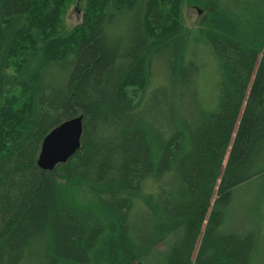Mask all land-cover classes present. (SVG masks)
<instances>
[{
	"label": "trees",
	"instance_id": "obj_1",
	"mask_svg": "<svg viewBox=\"0 0 264 264\" xmlns=\"http://www.w3.org/2000/svg\"><path fill=\"white\" fill-rule=\"evenodd\" d=\"M185 7L204 10L194 40L219 63L212 112ZM257 7L243 21L219 0H0V264H136L167 239L158 264H250L255 233L218 228L239 191L264 194ZM78 117L79 149L40 169L44 138Z\"/></svg>",
	"mask_w": 264,
	"mask_h": 264
},
{
	"label": "rangeland",
	"instance_id": "obj_2",
	"mask_svg": "<svg viewBox=\"0 0 264 264\" xmlns=\"http://www.w3.org/2000/svg\"><path fill=\"white\" fill-rule=\"evenodd\" d=\"M221 7L232 15L243 21L249 18L250 8L261 12L263 7L261 0H219ZM204 10L197 7H185L183 11V23L191 42L188 51L190 56L199 66L197 75V89L200 108L205 112H212L216 108L219 95V63L209 48L196 40V33L199 29V22L204 16ZM81 8L71 5L65 18L66 30L71 29L81 21ZM251 30L258 28L254 20L250 24ZM158 70V68H157ZM156 70V71H157ZM189 101V100H188ZM185 106L192 110L191 100ZM171 183V181L169 182ZM174 185L173 183H171ZM264 194L260 191V184H256L238 192L233 203L224 211V221L218 231L224 234H243L252 230L256 235V246L252 253L250 264H264ZM263 196V197H262ZM214 202H212L210 209ZM209 209V210H210ZM206 224V223H205ZM170 240L159 242L150 254L136 264H158L162 254L166 251L167 243ZM198 244V243H197Z\"/></svg>",
	"mask_w": 264,
	"mask_h": 264
},
{
	"label": "water",
	"instance_id": "obj_3",
	"mask_svg": "<svg viewBox=\"0 0 264 264\" xmlns=\"http://www.w3.org/2000/svg\"><path fill=\"white\" fill-rule=\"evenodd\" d=\"M82 119L64 122L53 129L43 140L37 165L52 171L58 164L65 163L80 147Z\"/></svg>",
	"mask_w": 264,
	"mask_h": 264
}]
</instances>
